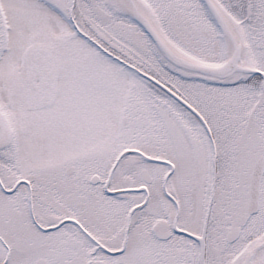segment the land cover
Instances as JSON below:
<instances>
[{"label":"snow or ice","instance_id":"1","mask_svg":"<svg viewBox=\"0 0 264 264\" xmlns=\"http://www.w3.org/2000/svg\"><path fill=\"white\" fill-rule=\"evenodd\" d=\"M0 264H264V0H0Z\"/></svg>","mask_w":264,"mask_h":264}]
</instances>
